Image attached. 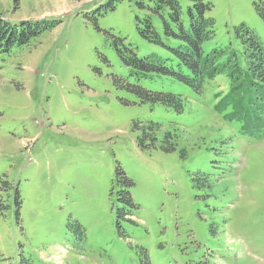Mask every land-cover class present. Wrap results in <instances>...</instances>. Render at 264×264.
<instances>
[{"label":"rangeland","instance_id":"rangeland-1","mask_svg":"<svg viewBox=\"0 0 264 264\" xmlns=\"http://www.w3.org/2000/svg\"><path fill=\"white\" fill-rule=\"evenodd\" d=\"M177 1L179 20L166 3L159 14L129 0H0L11 23L49 22L0 53V264H264V117L243 133L231 105L216 109L225 74L198 95L136 80L124 60L131 49L177 65L197 0ZM202 1L213 29L203 52L229 65L235 53L245 68L250 42L238 28L264 50V0ZM147 15L156 37L140 21ZM126 82L181 91L186 109L140 103ZM149 124L158 136L177 130L172 141L194 165L203 136L228 142L214 213L195 198L178 151L142 139Z\"/></svg>","mask_w":264,"mask_h":264},{"label":"trees","instance_id":"trees-1","mask_svg":"<svg viewBox=\"0 0 264 264\" xmlns=\"http://www.w3.org/2000/svg\"><path fill=\"white\" fill-rule=\"evenodd\" d=\"M111 1L113 3L116 0ZM129 1L142 8L156 9V13L159 14H162L159 9L164 7L163 3H166L173 9V14H171L173 18L176 20L180 18L181 8L177 0ZM193 6V9L189 8L191 32L190 34L182 33L188 42L186 43L187 50L186 52L180 49L175 50L180 56L176 66L168 64L165 60L153 61L148 57L139 58L131 49H129L130 54L123 59L131 67V73L136 80L154 79V77L163 78V80L170 82V85L178 84L198 95H201L205 88L204 81L206 78L210 79L225 74L229 78L228 88L226 94L220 97L215 104L216 109L221 112L229 107L228 105H231L232 109L229 107L231 114H228V118L238 121L241 124L243 133L251 131V127L256 124L257 120L261 119L259 117H264V107H256L259 102L264 105V50L261 43L256 35L242 24L238 29L245 30L248 34L247 41L250 42V47L245 48L247 59L245 68L241 67L235 53L231 56L233 57V59H230L231 65L229 63H219L221 52L204 53L201 46V43L213 33L211 28L212 18L204 15V12L209 10L210 6L202 0H197ZM258 8L259 15L264 20V4L259 5ZM140 21L144 23L153 37L157 36L149 15ZM48 23L40 20H24L17 24L11 23L0 16V53L6 51L15 42L19 44L26 43L31 35L45 29ZM225 69L228 71H225ZM126 86L135 92L140 103H149L151 106L157 103L163 106L165 110L176 114H181L186 109V99L181 91L152 90L142 84L130 82H126ZM221 105H223V108L219 107ZM150 123H155V121ZM158 130L159 128H152L150 124L147 125L142 131V139L149 140V145L152 146H155V142L159 141L161 143L160 149L164 152L173 153L178 151L179 157L185 159L190 165V181L195 190V198L204 201L203 205L211 213H214V208L213 206L210 207L211 204L208 200L214 197L212 194L213 185L225 176L223 174H225L226 169L224 166L228 142L222 136L208 140L203 136L198 144L197 152H195L198 156L195 158L198 165H194L188 157L189 150L185 147L178 149L176 143L172 141L178 136L179 132L177 130L173 132L167 129L160 136L156 134ZM125 195L131 201L128 194L125 193ZM144 263L150 264L147 257L143 260L142 264Z\"/></svg>","mask_w":264,"mask_h":264}]
</instances>
